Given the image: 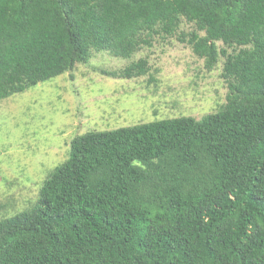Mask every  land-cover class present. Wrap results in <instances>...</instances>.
<instances>
[{
	"label": "trees",
	"instance_id": "obj_1",
	"mask_svg": "<svg viewBox=\"0 0 264 264\" xmlns=\"http://www.w3.org/2000/svg\"><path fill=\"white\" fill-rule=\"evenodd\" d=\"M182 17L207 69L224 56L225 103L75 135L35 203L0 220V264H264V0H0V100L92 51L129 58Z\"/></svg>",
	"mask_w": 264,
	"mask_h": 264
},
{
	"label": "rangeland",
	"instance_id": "obj_2",
	"mask_svg": "<svg viewBox=\"0 0 264 264\" xmlns=\"http://www.w3.org/2000/svg\"><path fill=\"white\" fill-rule=\"evenodd\" d=\"M194 25L180 19L171 35L154 34L129 58L92 51L84 63L0 100V220L31 207L43 180L62 163L71 139L162 118L199 119L225 103L224 56L211 69L181 40ZM225 47L227 53L233 49ZM147 59L148 71L109 75Z\"/></svg>",
	"mask_w": 264,
	"mask_h": 264
}]
</instances>
